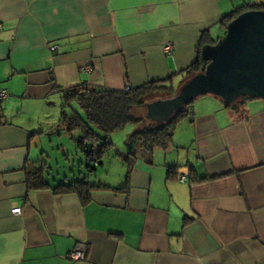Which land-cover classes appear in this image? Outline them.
<instances>
[{
	"label": "crops",
	"instance_id": "1",
	"mask_svg": "<svg viewBox=\"0 0 264 264\" xmlns=\"http://www.w3.org/2000/svg\"><path fill=\"white\" fill-rule=\"evenodd\" d=\"M252 4L264 0H0V87L8 91L0 109V264H264V99L249 100L241 117L217 97H197L172 143L155 148L150 163L135 161L125 191L94 190L81 204L76 194L25 183L26 161L47 167L43 152L32 160L33 141L53 135L51 106L63 89L122 90L175 75L176 90L201 32L221 37L220 19ZM75 111L82 114L74 103L67 113ZM60 129L81 152L78 179L124 185L121 158L102 156L101 169L88 173L79 130ZM70 172L45 181L69 182ZM77 245L86 256L72 262Z\"/></svg>",
	"mask_w": 264,
	"mask_h": 264
},
{
	"label": "trees",
	"instance_id": "2",
	"mask_svg": "<svg viewBox=\"0 0 264 264\" xmlns=\"http://www.w3.org/2000/svg\"><path fill=\"white\" fill-rule=\"evenodd\" d=\"M255 9L263 10L264 5L252 4L234 9L224 15L219 25L225 31L226 25L243 11ZM220 38V37H219ZM218 39V38H217ZM217 39L210 36L208 30H203L199 36L195 60L178 74L181 75V84L174 90L169 84L173 76L166 79L151 81L140 86L132 87L127 91L113 90L109 88L94 87L87 84H79L73 87L63 89L61 92L62 106L74 102L82 111L66 113L63 110L60 114L59 123L64 130L70 132L79 130L81 137H87L96 140L99 144L98 158L99 163L105 152L113 147L109 136L118 130L123 129L127 124L135 125L136 129L127 137L126 153L116 152L115 156L121 158L126 165L127 171L125 183L122 187L114 188L105 184H92L84 179H72L69 182H63L51 186L45 181V164L41 161L33 166H27L25 162V183L28 190L51 189L56 194H76L81 204H86L91 199V193L94 190H113L125 191L129 186L130 171L138 158L146 162H152L155 148L166 149L173 141V136L177 125L185 120L193 119L192 106L196 99H193L175 111L166 121L158 123L145 118V104L156 99L170 98L176 95L179 88L193 76L204 72L207 62L200 55L201 49L206 44H214ZM217 97L215 95H212ZM156 97V98H155ZM223 106L239 116L244 117L245 105L249 100L257 99L247 95H241L233 103H226L217 97ZM79 148L82 146L79 139L76 141ZM82 152L87 156V172L94 173L98 166L91 164V158L87 152ZM192 172V169H190ZM176 173L175 167L168 169L167 178ZM200 181L203 178L199 179Z\"/></svg>",
	"mask_w": 264,
	"mask_h": 264
},
{
	"label": "water",
	"instance_id": "3",
	"mask_svg": "<svg viewBox=\"0 0 264 264\" xmlns=\"http://www.w3.org/2000/svg\"><path fill=\"white\" fill-rule=\"evenodd\" d=\"M207 62L204 72L187 80L176 95L145 104V118L164 122L187 102L215 95L233 103L241 95L264 99V11L241 12L225 27L214 44L200 53Z\"/></svg>",
	"mask_w": 264,
	"mask_h": 264
},
{
	"label": "rangeland",
	"instance_id": "4",
	"mask_svg": "<svg viewBox=\"0 0 264 264\" xmlns=\"http://www.w3.org/2000/svg\"><path fill=\"white\" fill-rule=\"evenodd\" d=\"M72 108H74V102H70L69 105L62 106V98L58 96L56 100H54V106H51V109L55 111L54 119H56L57 121L55 127H53V135H51V133L49 135L47 133H42L41 135L39 134V136H36L33 141L31 155L32 160H36L35 158L40 157L41 152H43L41 156L43 157V160H45V162L47 163V167L45 169L46 177H57V174H59V176H62L64 174L66 176L71 177L72 173L70 171H73L76 178H79V164L76 158L77 155L81 154V152L76 148L75 142L68 135H66L62 129L57 130V126L60 124L59 119L61 111L63 110L66 113L71 112ZM130 125L132 124H127L123 129L113 132L109 136V138L112 140L113 145H117V147H112L111 149L113 150L110 149L108 150V152H105L103 154V159L108 156L114 157L112 155H115L116 152L121 153L124 151V140L126 138V133L131 129ZM71 134L73 137H75L78 135V132L73 131ZM62 144H64L66 155L68 154L69 157H64V153L60 147V145ZM66 158L68 159L65 160ZM100 169V167L96 168V170L94 171L95 173L93 174H96V172H98ZM84 170L85 169H83V171Z\"/></svg>",
	"mask_w": 264,
	"mask_h": 264
},
{
	"label": "built area",
	"instance_id": "5",
	"mask_svg": "<svg viewBox=\"0 0 264 264\" xmlns=\"http://www.w3.org/2000/svg\"><path fill=\"white\" fill-rule=\"evenodd\" d=\"M1 28V25H0ZM52 50L57 49V46H53L51 47ZM162 50L165 54H171V52L173 51V44L171 42H167L162 46ZM83 70H85L86 68L83 67ZM130 89V85L129 83H125L123 86V90L127 91ZM8 97V91L2 87H0V109L2 106L3 101ZM79 142L82 146V150L84 152H87L91 158V164L93 166H98L99 163V158H98V151H99V144L96 140H91L87 137H80L79 138ZM177 181L181 182V183H187L189 182V184L191 183L188 179V176L186 174H179L177 176ZM20 208H13L11 210V213L13 214H20ZM86 256V247L84 245H77L75 246L71 251H69V253L67 254V258L69 260H71L72 262H79V261H83L85 259Z\"/></svg>",
	"mask_w": 264,
	"mask_h": 264
}]
</instances>
